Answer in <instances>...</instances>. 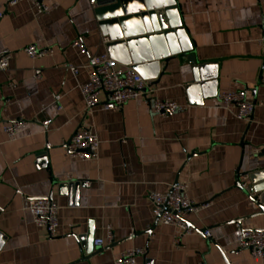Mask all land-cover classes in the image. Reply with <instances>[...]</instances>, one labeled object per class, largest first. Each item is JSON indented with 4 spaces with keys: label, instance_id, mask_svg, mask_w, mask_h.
I'll use <instances>...</instances> for the list:
<instances>
[{
    "label": "crops",
    "instance_id": "crops-1",
    "mask_svg": "<svg viewBox=\"0 0 264 264\" xmlns=\"http://www.w3.org/2000/svg\"><path fill=\"white\" fill-rule=\"evenodd\" d=\"M11 1L0 0V53L12 52L0 72V123L29 124L15 141L0 131V264H114L133 248L146 251L137 264H262L237 244L244 229H264V216L254 217L259 210L239 187L244 175L264 169V0H176L196 64L216 79L192 86L186 57L162 62L153 96L186 107L168 116L143 99L85 116L79 86L89 80L92 58L108 54L96 4L44 0L49 11L38 15L27 0ZM76 40L85 53L72 47ZM31 44L55 54L32 60L24 53ZM241 90L255 104L250 121L217 100ZM84 125L99 137L97 163L64 151ZM73 182L86 186L76 194L67 188ZM177 182L188 184L196 204H209L186 216L193 232L178 247L174 226L159 221L147 233L157 219L149 194ZM50 197L59 207L54 238L25 210L28 200ZM109 230L114 241L96 250Z\"/></svg>",
    "mask_w": 264,
    "mask_h": 264
},
{
    "label": "built area",
    "instance_id": "built-area-1",
    "mask_svg": "<svg viewBox=\"0 0 264 264\" xmlns=\"http://www.w3.org/2000/svg\"><path fill=\"white\" fill-rule=\"evenodd\" d=\"M21 1L24 0H12L9 5L14 6ZM27 1L38 15L49 11V6L44 0ZM91 4L95 5L96 0H91ZM2 15L0 13V17ZM261 43L264 44V36ZM72 47L81 53L86 52L85 45L81 40H76ZM24 53L30 59L37 60L53 56L55 49L52 47L39 48L31 44L24 48ZM11 59L12 52L10 50H3L0 53V72L9 69ZM70 70L74 75L78 73V69L73 66L70 67ZM79 89L85 103V116H92L98 107L105 111H121L130 101L139 99L145 100L151 106L152 111L160 116H168L186 109L185 106L171 100L155 98L153 96L155 90L150 86V81L145 80L131 67L120 65L108 54L92 58L89 80L87 83L81 84ZM100 95H105V102L102 103L99 100ZM217 100L224 108L235 110V116L238 120L250 121L252 119L255 104L248 100L246 91L225 92L220 94ZM51 123L52 121L48 120L43 122L42 126L47 128ZM28 124V121L24 119L3 122L0 123V131L10 141H15L26 130ZM64 151L72 159L97 163L100 158V140L94 127L82 126L65 145ZM239 185L244 190L249 189L248 174L241 178ZM148 200L163 225L174 226L179 229V234L174 239L176 247L180 246L183 237L193 232V228L186 221V216L209 206V204L199 205L191 200L188 196V184L180 182L173 184L165 193H150ZM251 206L257 210L255 204H251ZM25 210L33 216L35 224L39 228H43L50 238L56 237L59 227V207L57 204L49 198L30 199ZM203 234L206 238L211 237V231L208 229L204 230ZM113 241V233L109 230L107 238L95 240L94 245L96 248L102 249L106 243L111 244ZM237 245L238 251L249 250L254 259H258L264 264V229H244ZM145 255L146 251L143 248L129 249L123 252L114 264H137V260Z\"/></svg>",
    "mask_w": 264,
    "mask_h": 264
},
{
    "label": "water",
    "instance_id": "water-1",
    "mask_svg": "<svg viewBox=\"0 0 264 264\" xmlns=\"http://www.w3.org/2000/svg\"><path fill=\"white\" fill-rule=\"evenodd\" d=\"M95 15L103 37L109 39L106 43L109 57L120 65L131 67L150 81V86L160 83L164 75L162 62L167 66L178 56L186 57L193 65L190 85L203 87L207 81L216 79V76L208 78L206 67L196 64L176 0H96ZM248 175L249 189L239 187L248 196L250 204H255L259 210L254 217L264 216V169ZM84 186L85 183L73 182L67 188L77 194ZM159 219L157 216L147 233H152ZM87 253L89 258L95 249H89Z\"/></svg>",
    "mask_w": 264,
    "mask_h": 264
}]
</instances>
